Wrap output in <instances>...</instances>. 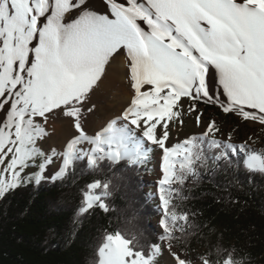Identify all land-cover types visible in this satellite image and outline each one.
<instances>
[{
    "label": "snow or ice",
    "instance_id": "6c2138e0",
    "mask_svg": "<svg viewBox=\"0 0 264 264\" xmlns=\"http://www.w3.org/2000/svg\"><path fill=\"white\" fill-rule=\"evenodd\" d=\"M0 0V199L21 186L75 183L73 226L113 209V178L158 162L157 240L143 230L104 229L89 264H251L249 253L217 244L192 256L186 209L201 169L264 177V147L237 143L210 118L198 134L169 143L183 125L182 98L218 104L264 130V0ZM117 56L124 58L129 103L97 130L86 113ZM222 91L209 84L213 72ZM197 127L203 113L195 104ZM74 131L57 148L40 146L49 121ZM158 153V154H157ZM35 169V171H27ZM49 169L51 173L49 174Z\"/></svg>",
    "mask_w": 264,
    "mask_h": 264
},
{
    "label": "trees",
    "instance_id": "16d2710c",
    "mask_svg": "<svg viewBox=\"0 0 264 264\" xmlns=\"http://www.w3.org/2000/svg\"><path fill=\"white\" fill-rule=\"evenodd\" d=\"M255 146L264 147V140ZM143 170L125 173L124 179L114 177V210L97 209L75 229L79 190L91 177L79 176L75 183H30L9 192L0 199V264H89L104 229L143 230L146 239L158 241L152 219L159 213ZM185 195V207L196 214L191 219L200 226L192 229L196 235L189 242L193 258L219 243L249 253L251 264H264V177L249 180L242 171L201 169L199 181Z\"/></svg>",
    "mask_w": 264,
    "mask_h": 264
},
{
    "label": "rangeland",
    "instance_id": "374dc122",
    "mask_svg": "<svg viewBox=\"0 0 264 264\" xmlns=\"http://www.w3.org/2000/svg\"><path fill=\"white\" fill-rule=\"evenodd\" d=\"M122 84L123 85L119 88V91L121 90L120 93L127 92V97H125L124 99L111 98L110 100L103 99L100 101L99 99H96L97 90H95L94 94L92 95V101H93L92 103L95 104V108L92 113L95 117V122L98 123L99 127L102 124H104L105 121H107L109 118L120 113L123 110V108L129 103L131 90L129 88L128 81H125ZM95 100L97 101V103ZM199 102L204 103L203 100L193 101L187 97L182 98L181 103L185 106L184 112L186 113V115L183 117L184 123L182 126L177 124L173 128V131L170 135L169 143H175L177 142V140H182L183 138L189 136L192 133H200L203 130L204 124L207 123V121L210 118L215 119L221 129V133L223 134V136L218 138L226 137L229 133H231L233 140H235L236 142H241L243 140H246L249 136H252L254 139L257 140L256 145L260 144L264 140V130H262V127L258 123L244 121L241 117H239L235 113H229V116H226L224 118L219 114H217L219 112L224 113L218 104L214 105V104L205 103L204 105H201L199 104ZM192 104H195L197 110L203 113L202 123L199 127H197L195 121V116L197 113L188 112V106ZM207 105H212L213 108H208ZM89 114L91 113H86L87 117L90 116ZM52 121L51 122L54 124L56 122L57 123L59 122L58 124L60 126L59 129H55L51 125L52 123L47 125L49 130V135L45 137L42 141H39L40 146H42L44 149H49L53 147L59 149L62 143H64L65 140L69 138L70 134L74 131V129H72L71 126L65 123L62 119H57ZM88 123H89V118H88ZM99 127L93 125L91 126L90 129L97 130ZM27 171L31 172V171H35V169H28ZM50 173L51 172H49V174ZM142 175L146 182L147 192L149 194L156 192L155 185L159 179L158 162L156 159H153L151 163L147 164L144 167ZM152 198L154 199L155 203H157L156 198L155 197ZM159 218L160 217L157 216L152 219V223L157 229L158 233L161 231L159 229ZM168 259L169 257L167 256V253H165L164 257L160 261V264H166Z\"/></svg>",
    "mask_w": 264,
    "mask_h": 264
},
{
    "label": "bare ground",
    "instance_id": "6f19581e",
    "mask_svg": "<svg viewBox=\"0 0 264 264\" xmlns=\"http://www.w3.org/2000/svg\"><path fill=\"white\" fill-rule=\"evenodd\" d=\"M94 2L103 11V5H101L99 3V0H94ZM124 63H125V61H124V58L122 56H117L116 59L111 63L109 70L107 72L106 78H104L102 80V82L99 84L98 89H96L97 90L96 99H99L101 101L103 99H107V100L108 99L110 100L111 98H115V99H117V98L122 99L123 98L124 99L125 97H127V92L120 93L121 90L119 91V88L123 85L122 83L125 81H128L126 76H125ZM208 79H209L210 86L214 85L213 91L215 92V94L220 96V92L222 91V89L220 88V86L218 84V81L215 77L214 71L210 72ZM220 99L224 100L225 98L223 96H220ZM96 103H97V101H96ZM89 115H90L88 117L89 123H90V124L88 123L89 128H91V126H93V125L99 127L98 123L95 122V117H94L93 113H91ZM52 122L50 121L49 124H51ZM58 123L57 122L55 124L52 123L51 125L55 129H59L60 125ZM49 172H51V169H49Z\"/></svg>",
    "mask_w": 264,
    "mask_h": 264
}]
</instances>
